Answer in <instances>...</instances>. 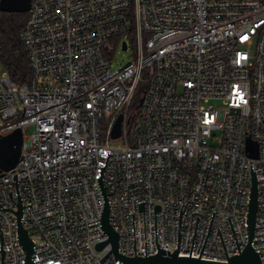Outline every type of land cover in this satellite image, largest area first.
I'll list each match as a JSON object with an SVG mask.
<instances>
[{"label": "built area", "instance_id": "2783aa9c", "mask_svg": "<svg viewBox=\"0 0 264 264\" xmlns=\"http://www.w3.org/2000/svg\"><path fill=\"white\" fill-rule=\"evenodd\" d=\"M28 13L31 81L0 64V137L23 131L0 173V264L27 262L20 210L34 264H122L113 250L101 261L111 242L95 247L109 237L104 164L121 254L173 253L182 209L179 255L220 261L222 237L229 258L249 243L253 165L264 264V0H31ZM120 48L133 59L114 66Z\"/></svg>", "mask_w": 264, "mask_h": 264}, {"label": "water", "instance_id": "95a60500", "mask_svg": "<svg viewBox=\"0 0 264 264\" xmlns=\"http://www.w3.org/2000/svg\"><path fill=\"white\" fill-rule=\"evenodd\" d=\"M30 7H31V0H0V11L2 12H10V13L28 12ZM124 48H126V45H124ZM141 101H143V98L141 99ZM121 120H122V117L118 119L113 129L112 134L114 137H118L121 134ZM22 145H23V131L21 128L16 129L15 131H13L12 133L8 135L0 137V173H2L3 171H9L17 166L20 160V157H21V153H22ZM248 150L250 151L251 156H254V157L258 156L257 143L249 140ZM109 154L110 153L108 152V156ZM108 156L105 160V163L108 159ZM104 165L100 166L101 175L97 178H98L100 189H101V192L104 198V205H103V209L101 213L102 228L105 230V232L108 234L109 237L107 238V240L96 243L95 247L98 250H100L108 242H111L113 246H112V249L101 259V261L113 250L116 258L122 260V264H263L260 258V255L258 253L262 251H256L254 247L252 246L255 228H259V227H255L256 216H257V211H258V181H257L256 171H253V165H251L252 186H251L248 215H247L249 243L247 244V246L244 248L242 252L240 251V254H236L229 258L220 228L218 230V233H220L222 237V241L224 244V248L226 251L228 261L201 258V255L200 257H191V254L190 256L179 255L181 221H182V214L184 212L182 211V209L180 213L179 245H178V249H175L173 253H170L169 250L160 247V245L157 242L159 250H158V253H156L155 255L130 256V255L121 254L119 252V233L113 228V226L110 223V219H109L110 212H109V205H108V198H107V194L109 193H106L104 185H103V181H102ZM144 203L145 202H139V209H144ZM158 210H161L160 204H157L155 206V212H157ZM18 216H19L20 240L27 252L26 264H34L33 259H32V254L34 252V242L29 235L28 229L24 227L21 221L22 210L18 212ZM213 216H214V213H213ZM132 218H133V213H132ZM229 219H230V216H229ZM212 221H213V217H212ZM212 221H211V225H212ZM230 222H231V219H230ZM197 224H198V220H197ZM211 225H210V229H211ZM196 228H197V225H196ZM210 229H209V233H210ZM133 230H134V219H133ZM156 232H157V223H156ZM260 239H264V238H260ZM254 240H259V239H254ZM134 242H135V233H134ZM192 247H193V244H192ZM135 253H136V247H135ZM191 253H192V249H191ZM146 254H147V250H146Z\"/></svg>", "mask_w": 264, "mask_h": 264}, {"label": "trees", "instance_id": "16d2710c", "mask_svg": "<svg viewBox=\"0 0 264 264\" xmlns=\"http://www.w3.org/2000/svg\"><path fill=\"white\" fill-rule=\"evenodd\" d=\"M28 17V12L0 11V64L18 84L29 83L32 79L29 54L21 37ZM145 91L146 85L140 84L131 111L140 106Z\"/></svg>", "mask_w": 264, "mask_h": 264}, {"label": "rangeland", "instance_id": "374dc122", "mask_svg": "<svg viewBox=\"0 0 264 264\" xmlns=\"http://www.w3.org/2000/svg\"><path fill=\"white\" fill-rule=\"evenodd\" d=\"M132 59H133L132 48H130L129 50H122L120 48L115 54L114 66H119L120 64H125ZM1 69L2 68L0 67V72H1ZM117 143L119 144L120 142H117Z\"/></svg>", "mask_w": 264, "mask_h": 264}]
</instances>
